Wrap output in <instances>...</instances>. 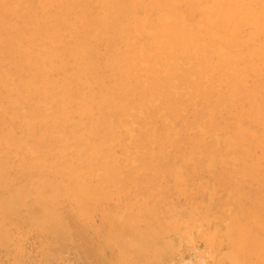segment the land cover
Masks as SVG:
<instances>
[{"label": "rangeland", "instance_id": "obj_1", "mask_svg": "<svg viewBox=\"0 0 264 264\" xmlns=\"http://www.w3.org/2000/svg\"><path fill=\"white\" fill-rule=\"evenodd\" d=\"M0 264H264V0H0Z\"/></svg>", "mask_w": 264, "mask_h": 264}, {"label": "bare ground", "instance_id": "obj_2", "mask_svg": "<svg viewBox=\"0 0 264 264\" xmlns=\"http://www.w3.org/2000/svg\"><path fill=\"white\" fill-rule=\"evenodd\" d=\"M205 8V7H204ZM169 16V15H168ZM139 22V21H138ZM137 24V23H136ZM140 24V23H139ZM139 31H141V30H139ZM134 40V39H133ZM132 42V41H131ZM134 42V41H133ZM137 45V44H136ZM208 51V50H207ZM133 54V53H132ZM144 54V53H143ZM135 55V54H134ZM188 66V65H187ZM198 71H199V69H198ZM129 72V71H128ZM183 79V78H182ZM168 80V79H167ZM175 81V80H174ZM140 91V90H139ZM167 123V122H166ZM203 132V131H202ZM111 134H113V133H111ZM137 139V138H136ZM217 139V138H216ZM82 191V190H81ZM25 198V197H24ZM249 208V207H248ZM154 211V210H153ZM156 212V211H155ZM235 215V214H234ZM233 217V216H232ZM231 218V217H230ZM229 218V219H230ZM121 220V219H120ZM156 224V223H155ZM145 225V224H144ZM228 229V228H227ZM226 230V229H225ZM230 237V236H229ZM227 239H230V238H227ZM153 241V240H152ZM169 247V246H168ZM161 248V247H160ZM156 250V249H155ZM138 256V255H137ZM232 256V255H231ZM231 258V257H230ZM123 259V258H122ZM232 259V258H231ZM233 260V259H232ZM234 261V260H233Z\"/></svg>", "mask_w": 264, "mask_h": 264}]
</instances>
